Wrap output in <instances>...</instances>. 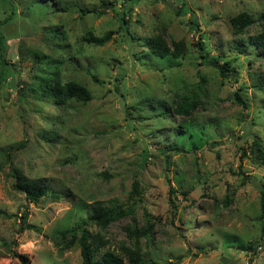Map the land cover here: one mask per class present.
Wrapping results in <instances>:
<instances>
[{"label":"rangeland","instance_id":"1","mask_svg":"<svg viewBox=\"0 0 264 264\" xmlns=\"http://www.w3.org/2000/svg\"><path fill=\"white\" fill-rule=\"evenodd\" d=\"M241 13L254 24L238 33ZM263 15L264 0H0V264H81L82 234L93 260L264 264V55L246 43ZM13 171L46 197L28 202Z\"/></svg>","mask_w":264,"mask_h":264},{"label":"trees","instance_id":"2","mask_svg":"<svg viewBox=\"0 0 264 264\" xmlns=\"http://www.w3.org/2000/svg\"><path fill=\"white\" fill-rule=\"evenodd\" d=\"M186 9V2H183L181 5V10ZM84 12V11H83ZM90 12L95 13V10H91ZM258 22L263 26L262 30L255 36H249L246 39L247 45L254 46L258 50V54L264 55V15L261 16V18L258 20ZM189 27L192 31L198 32L199 31V25L195 21L194 17L189 18ZM230 24L232 26V29L236 32H241L247 29L248 27L252 26L254 24L253 18H251L246 13H241L234 18L231 19ZM113 32L108 31L101 37H95V36H89L87 38V42L95 45V46H103L106 44L112 37ZM200 37L198 38L199 42H197V46L199 48H202V44L200 42ZM0 60L1 62H4V50H2V46L4 45V41H0ZM173 52L170 53V56L175 59L180 55V50L182 44L179 42H173ZM237 48L238 50H242V45H239ZM151 51L154 52L159 57H163L168 55L167 51L165 52L163 46L161 44L152 45ZM212 66L218 69V74L221 77L231 76L234 74L233 68L230 66L229 62H224L221 65L217 60H214L212 62ZM94 82L101 83L96 78H92ZM64 94L66 95V98L69 99H77L82 102H87L91 99V95L88 92V90L85 87H82L76 83H69L65 87ZM234 102L238 105H241L242 107H245V104L243 100L241 99L240 95L238 93L234 94ZM193 108V106L185 104L182 106L183 112L187 113V108ZM256 152L261 159H263V154L261 149L257 144H255ZM174 150H177V148H173ZM13 177L15 180L14 183V189L17 191H20L24 194L25 199L30 203H37L41 198L46 197L47 195V186L44 179H24L22 175L18 171H13ZM137 190L136 184H133L132 193H135ZM170 194H174L175 192L170 189ZM262 200H261V216L264 218V193H261ZM121 207V206H119ZM125 215H128L127 210H123L122 208H118L117 211L114 212H102L101 209L93 208V219L102 221L103 223L107 221L117 220L120 217H123ZM79 246H80V257H81V264H124L123 258L120 256L114 255L112 253H104L101 255L98 259L93 260L92 259V253L89 247V244L87 243L86 236L82 234V236L79 239ZM124 256L127 258V262L129 264H140V259L137 257V253L129 251L126 248H122L121 252ZM21 262V264H27V259L24 256H17Z\"/></svg>","mask_w":264,"mask_h":264}]
</instances>
